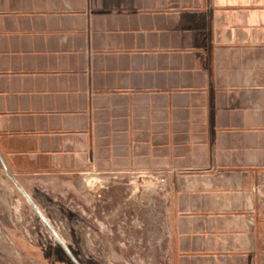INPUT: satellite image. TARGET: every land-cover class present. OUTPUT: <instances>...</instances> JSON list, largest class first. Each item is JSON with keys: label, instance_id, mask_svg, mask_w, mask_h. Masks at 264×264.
Here are the masks:
<instances>
[{"label": "crops", "instance_id": "0c3cea01", "mask_svg": "<svg viewBox=\"0 0 264 264\" xmlns=\"http://www.w3.org/2000/svg\"><path fill=\"white\" fill-rule=\"evenodd\" d=\"M0 162L167 176L175 264H264V0H0Z\"/></svg>", "mask_w": 264, "mask_h": 264}, {"label": "rangeland", "instance_id": "374dc122", "mask_svg": "<svg viewBox=\"0 0 264 264\" xmlns=\"http://www.w3.org/2000/svg\"><path fill=\"white\" fill-rule=\"evenodd\" d=\"M6 171L0 162V264H175L171 214L158 188L167 176L87 172L41 209L30 197L67 253ZM256 193L264 210V169Z\"/></svg>", "mask_w": 264, "mask_h": 264}, {"label": "water", "instance_id": "95a60500", "mask_svg": "<svg viewBox=\"0 0 264 264\" xmlns=\"http://www.w3.org/2000/svg\"><path fill=\"white\" fill-rule=\"evenodd\" d=\"M7 176L10 178V180L13 182L14 186L18 189V191L20 192V194L22 195V197L26 200V202L31 206V208L33 209V211L36 213V215L40 218V220L47 226V228L50 230V232L52 233V235L54 236V238L56 239V241L59 243V245L65 250L67 251V253L69 252L67 247L65 246V244L63 243V241L60 239V237L55 233V231L51 228V226L49 225L48 221L46 220V218L43 216V214L39 211V209L37 208V206L34 204V202L32 201V199L30 198V196L25 192V190L20 186V184L14 179V177L8 172L6 171Z\"/></svg>", "mask_w": 264, "mask_h": 264}, {"label": "built area", "instance_id": "2783aa9c", "mask_svg": "<svg viewBox=\"0 0 264 264\" xmlns=\"http://www.w3.org/2000/svg\"><path fill=\"white\" fill-rule=\"evenodd\" d=\"M89 172L90 174H94V175H99L97 172H95L94 170L92 169H89L88 171L84 172L83 174ZM142 173V172H141ZM170 174H173V172H170Z\"/></svg>", "mask_w": 264, "mask_h": 264}]
</instances>
